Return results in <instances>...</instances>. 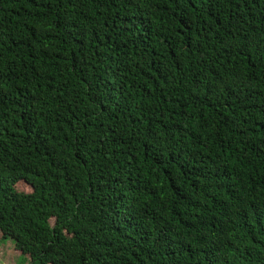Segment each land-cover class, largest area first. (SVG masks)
<instances>
[{"label":"trees","instance_id":"obj_1","mask_svg":"<svg viewBox=\"0 0 264 264\" xmlns=\"http://www.w3.org/2000/svg\"><path fill=\"white\" fill-rule=\"evenodd\" d=\"M9 238L26 264H264V0H0Z\"/></svg>","mask_w":264,"mask_h":264},{"label":"rangeland","instance_id":"obj_2","mask_svg":"<svg viewBox=\"0 0 264 264\" xmlns=\"http://www.w3.org/2000/svg\"><path fill=\"white\" fill-rule=\"evenodd\" d=\"M18 242L9 238L0 241V264H23L22 253L16 250ZM26 264V263H24Z\"/></svg>","mask_w":264,"mask_h":264}]
</instances>
